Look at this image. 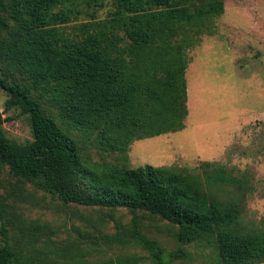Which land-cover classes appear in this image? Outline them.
<instances>
[{
    "label": "trees",
    "instance_id": "1",
    "mask_svg": "<svg viewBox=\"0 0 264 264\" xmlns=\"http://www.w3.org/2000/svg\"><path fill=\"white\" fill-rule=\"evenodd\" d=\"M87 1L98 8L110 3L113 10L67 31L80 14L73 0H0V63L8 68L0 86L6 109L27 115L33 133L25 142L10 139L0 112V164L18 183L32 182L64 203L130 210L132 239L157 264H167L165 251L143 232L145 213L174 227L181 244L213 240L218 264L263 263L264 228L244 232L239 226L248 190L240 170L216 161H202L193 171L130 168L96 163L83 151L94 136L102 149L127 160L135 139L184 126L185 50L212 33L210 22L224 13L225 0ZM1 204L5 216L8 207ZM18 218L26 240L11 241L3 224L0 264H37L27 254L38 250L47 226ZM38 264L59 263L44 258Z\"/></svg>",
    "mask_w": 264,
    "mask_h": 264
},
{
    "label": "rangeland",
    "instance_id": "2",
    "mask_svg": "<svg viewBox=\"0 0 264 264\" xmlns=\"http://www.w3.org/2000/svg\"><path fill=\"white\" fill-rule=\"evenodd\" d=\"M73 2L75 6H69L80 14L67 24V31L92 20L93 14L98 20L106 19L113 10L110 3L98 8L87 0ZM210 26L212 33L202 34L195 46L185 50L190 60L186 71L189 112L181 129L135 139L127 160L102 149L94 136L83 143V151L96 163L130 168L151 164L193 171L202 161H216L240 170L248 190L239 226L252 232L264 228V0H225L224 13ZM0 66V76L8 73L7 66ZM7 98L0 86L6 135L18 142L33 139L27 115L15 108L7 110ZM70 131L83 138L80 129L70 127ZM2 200L8 209L5 216L0 211V229L7 225L11 241L26 240L16 224L18 217L47 226L39 232L38 250L27 254L37 264L44 258L59 264H157L151 252L132 239L133 213L126 208L64 203L32 182L18 183L9 168L0 164V206ZM141 217L143 232L158 240L167 264H218L213 240L181 244L176 229L166 221L147 213ZM3 242L0 234V245Z\"/></svg>",
    "mask_w": 264,
    "mask_h": 264
}]
</instances>
